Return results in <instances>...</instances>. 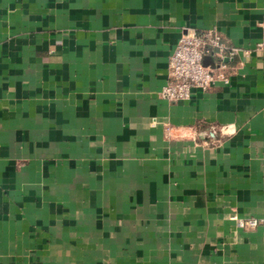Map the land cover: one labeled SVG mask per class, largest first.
Returning <instances> with one entry per match:
<instances>
[{
	"label": "crops",
	"instance_id": "1",
	"mask_svg": "<svg viewBox=\"0 0 264 264\" xmlns=\"http://www.w3.org/2000/svg\"><path fill=\"white\" fill-rule=\"evenodd\" d=\"M263 19L264 0H0V264H264ZM209 28L249 56L161 99L180 32Z\"/></svg>",
	"mask_w": 264,
	"mask_h": 264
},
{
	"label": "built area",
	"instance_id": "2",
	"mask_svg": "<svg viewBox=\"0 0 264 264\" xmlns=\"http://www.w3.org/2000/svg\"><path fill=\"white\" fill-rule=\"evenodd\" d=\"M261 36L254 44V50L264 52V19L259 24ZM249 56L248 50L227 45L220 33L209 28L205 30L185 29L180 32L176 44L167 60V80L159 91V97L167 102L187 101L191 90L205 91L209 87L229 83L228 72L241 67L239 58ZM237 59L234 65L232 61ZM226 134L223 127H209L208 134ZM235 221L237 228H255L256 220Z\"/></svg>",
	"mask_w": 264,
	"mask_h": 264
}]
</instances>
